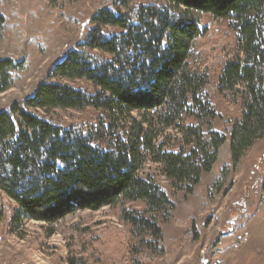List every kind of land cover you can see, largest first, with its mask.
<instances>
[{"label":"trees","instance_id":"trees-1","mask_svg":"<svg viewBox=\"0 0 264 264\" xmlns=\"http://www.w3.org/2000/svg\"><path fill=\"white\" fill-rule=\"evenodd\" d=\"M112 6L95 10L84 41L54 66L55 81L0 111V189L18 216L48 225L78 210L142 201L144 211L122 209L120 218L132 233L148 235L144 247L159 255L157 215L168 219L174 203L141 174L146 159L162 166L176 191L191 193L226 140L225 133L203 129L217 114L205 92L207 73L189 63L194 41L206 32L198 15L225 19L236 34L237 54L225 61L217 85L243 103L230 130L236 166L264 137V0H114ZM15 67L0 60V93L13 86ZM86 107L102 115L85 130L48 119L56 109ZM119 121L123 136L115 130ZM169 128L175 132L164 135Z\"/></svg>","mask_w":264,"mask_h":264},{"label":"rangeland","instance_id":"rangeland-1","mask_svg":"<svg viewBox=\"0 0 264 264\" xmlns=\"http://www.w3.org/2000/svg\"><path fill=\"white\" fill-rule=\"evenodd\" d=\"M113 2L0 0V60L16 63L11 71L13 86L0 93V111L31 97L40 83L55 81L50 78L54 66L67 50L84 41L95 10L113 9ZM198 17L206 32L194 41L189 63L207 73L205 92L217 114L203 129L225 133L226 140L217 162L202 174L191 193L176 191L162 166L146 159L141 174L151 177L174 203L168 219L157 215L163 251L151 254L143 245L150 237L132 233L120 218L122 209L144 211L142 201L78 210L48 225L18 216L17 204L0 189V264H139V260L140 264H264V137L235 166L229 150L230 130L241 116L243 103L236 94L221 93L217 85L225 61L237 54L236 34L225 19L208 13ZM74 83L92 90L83 81ZM101 115L93 107L56 109L48 113V119L85 130L94 127ZM118 124L115 130L121 135L120 128L126 125ZM174 132L169 128L164 135Z\"/></svg>","mask_w":264,"mask_h":264}]
</instances>
